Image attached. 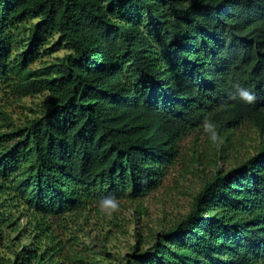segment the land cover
I'll use <instances>...</instances> for the list:
<instances>
[{"label": "trees", "instance_id": "16d2710c", "mask_svg": "<svg viewBox=\"0 0 264 264\" xmlns=\"http://www.w3.org/2000/svg\"><path fill=\"white\" fill-rule=\"evenodd\" d=\"M39 96L15 123L7 104ZM187 137L209 174L122 264H264V0H0V264H102L70 223L156 190Z\"/></svg>", "mask_w": 264, "mask_h": 264}, {"label": "rangeland", "instance_id": "374dc122", "mask_svg": "<svg viewBox=\"0 0 264 264\" xmlns=\"http://www.w3.org/2000/svg\"><path fill=\"white\" fill-rule=\"evenodd\" d=\"M66 52L64 47H60L42 56L32 66L38 67L43 61L51 62ZM42 99H44L43 96L28 97L22 102L7 104L6 108L14 122L20 123L31 114L24 106L35 107ZM193 142L192 137L182 141V154L185 159H181L179 163L167 169L162 184L156 190L135 201L122 199L119 201L118 211L111 216L105 215L99 207L92 206L77 221L70 223V230L98 252L103 261L102 264H122V260L133 252L139 239L149 240L155 232L168 228L189 211L193 196L199 190L204 176L211 170V168L206 169L204 174L197 164L190 165L193 159L189 149L196 144ZM220 166L226 167V164L221 163ZM16 220H19L23 227L27 219ZM10 234L16 242L19 233L11 232ZM65 236L68 235L65 234ZM21 241L22 245L18 248H23L30 243L28 238H21ZM6 243H8L6 247H2L1 250L6 256L13 258L15 247L8 240ZM142 246L147 248L149 244L145 242Z\"/></svg>", "mask_w": 264, "mask_h": 264}, {"label": "clouds", "instance_id": "9594fccd", "mask_svg": "<svg viewBox=\"0 0 264 264\" xmlns=\"http://www.w3.org/2000/svg\"><path fill=\"white\" fill-rule=\"evenodd\" d=\"M233 91L229 93L230 99H239L245 104H254L257 100V94L249 87L243 86L240 83H234L232 85ZM202 131L207 135L208 140L213 145H218L220 142L219 132L216 124L210 120L207 114L201 120ZM98 207L101 212L107 216H111L113 213L118 211L120 204L117 197L113 194H108L101 197L98 200Z\"/></svg>", "mask_w": 264, "mask_h": 264}]
</instances>
